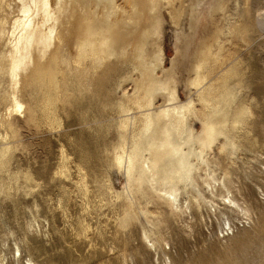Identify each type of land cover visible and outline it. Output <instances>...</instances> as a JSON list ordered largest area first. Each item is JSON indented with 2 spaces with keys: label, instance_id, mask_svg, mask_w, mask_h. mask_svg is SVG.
<instances>
[{
  "label": "rangeland",
  "instance_id": "rangeland-1",
  "mask_svg": "<svg viewBox=\"0 0 264 264\" xmlns=\"http://www.w3.org/2000/svg\"><path fill=\"white\" fill-rule=\"evenodd\" d=\"M0 1L1 65L21 13L19 0ZM162 4L158 36L150 41L161 48L180 100L193 95L187 84L192 61L218 31L226 33L225 54L233 53L229 64L242 67L239 82L229 85L249 110L247 124L237 131L241 149L219 189L244 211L202 205L182 213L156 198L148 205L154 226L142 214L124 224L126 203L119 194L126 177L109 162L119 117L113 104L133 92L129 78L137 73L112 58L91 77L94 93L59 104L52 128L35 106L34 85L21 84L23 109L13 111L12 84L1 69L0 264H264V0H177L174 7L183 12L177 24ZM231 25L245 37L234 35ZM191 124L199 133L201 123Z\"/></svg>",
  "mask_w": 264,
  "mask_h": 264
},
{
  "label": "bare ground",
  "instance_id": "bare-ground-1",
  "mask_svg": "<svg viewBox=\"0 0 264 264\" xmlns=\"http://www.w3.org/2000/svg\"><path fill=\"white\" fill-rule=\"evenodd\" d=\"M175 1L19 0L21 15L12 21V43L3 55L5 64L0 65L12 84L13 111L23 107L18 97L21 84L34 85L35 106L52 128L59 122V104L94 93L91 77L112 58L137 73L135 78L127 77L134 83L133 92H123L113 104L119 116L117 140L108 160L126 177L119 194L126 203L124 224H132L142 214L154 226V211L148 205L156 198L182 213L184 207L202 205L214 212L220 205L232 212L244 211L219 189L241 149L237 131L247 124L249 110L239 105L229 85L239 82L242 67L229 64L233 53L225 54L224 31H216L192 61L187 84L195 90L193 95L180 100L176 81L163 69L161 48L150 41L160 28L162 3L172 21L179 22L182 6L175 8ZM236 26H230L234 35L241 33ZM0 33L4 35L3 27ZM241 37L245 36L241 33ZM158 70L169 74L158 76ZM159 94L162 102L157 105ZM192 119L201 123L199 133H194ZM219 158L227 166L221 167ZM151 235L144 232L152 243Z\"/></svg>",
  "mask_w": 264,
  "mask_h": 264
}]
</instances>
